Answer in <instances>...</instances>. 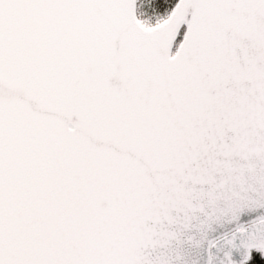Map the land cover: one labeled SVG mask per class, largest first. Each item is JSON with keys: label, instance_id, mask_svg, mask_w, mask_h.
<instances>
[{"label": "snow or ice", "instance_id": "snow-or-ice-1", "mask_svg": "<svg viewBox=\"0 0 264 264\" xmlns=\"http://www.w3.org/2000/svg\"><path fill=\"white\" fill-rule=\"evenodd\" d=\"M0 264H264V0H0Z\"/></svg>", "mask_w": 264, "mask_h": 264}]
</instances>
